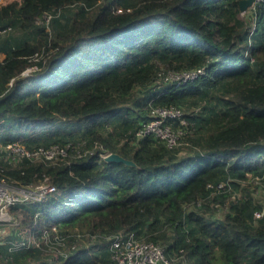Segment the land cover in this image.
I'll return each mask as SVG.
<instances>
[{"label": "trees", "instance_id": "trees-1", "mask_svg": "<svg viewBox=\"0 0 264 264\" xmlns=\"http://www.w3.org/2000/svg\"><path fill=\"white\" fill-rule=\"evenodd\" d=\"M239 6L240 0L0 3V28L31 37L0 36V145L92 148L53 164L0 158V179L28 186L48 176L56 186L41 202L10 207L19 229L33 231L40 244L15 248L21 237L10 236L0 244V264H109L104 236L118 231L158 243L171 261L186 253L189 264H264V213L254 217L264 203L250 193L231 198L247 173L264 179V0L252 11L251 35ZM44 11L58 13L48 29L39 21ZM198 67L205 72L184 84L157 74ZM153 105L182 109L191 153L179 154L184 144L167 148L151 134L136 136ZM107 152L135 164L106 161ZM220 181L230 192L210 194L207 185ZM217 202L229 206L224 218L200 214ZM53 225L60 233L100 236L60 253L43 241Z\"/></svg>", "mask_w": 264, "mask_h": 264}, {"label": "built area", "instance_id": "built-area-1", "mask_svg": "<svg viewBox=\"0 0 264 264\" xmlns=\"http://www.w3.org/2000/svg\"><path fill=\"white\" fill-rule=\"evenodd\" d=\"M261 1L263 0H253L250 6L251 11H255L256 4ZM57 14L54 11H44L39 21L48 25L51 19ZM204 72V68L198 67L181 70L169 69L166 71L161 69L157 74L164 81L184 84L194 80ZM187 129L188 121L184 118V113L181 108L173 105H153L149 107V119L136 130L135 134L138 137L151 134L155 138L163 141L167 148H174L186 143L184 139L189 133ZM100 146L97 143L93 144V148ZM91 149L86 148L84 142H80L78 146H73L69 143L64 146L51 144L47 147L40 146L34 150L25 148L19 142H10L4 146L7 155L10 156V163H17L21 158H27L30 161H43L46 164H53L71 152L75 157H79L83 154L91 153ZM107 153L101 155L104 157ZM207 186L211 187L210 194L221 191L230 192L231 190V186L227 181H220L216 184H208ZM55 190L56 186L49 181L48 176H45L41 182L28 186H15L4 178H1L0 228L4 225H12L14 221H17V216L13 215L9 210L11 206L41 202ZM231 195L232 199H235V196L233 194ZM263 213L264 208L261 211H255L254 217L260 218ZM54 229L55 226L53 225L51 230L45 229L43 231V241L47 244L49 250H56L60 253H64L67 248L75 249L77 244L86 237L90 240H95L100 236L99 234L78 230L60 233ZM104 238L109 252V264H174L165 255L163 247L152 240L137 236L133 231H118L110 233L104 236ZM31 244H40L33 231H30L26 237H22L14 243V247H29ZM63 248H66V250Z\"/></svg>", "mask_w": 264, "mask_h": 264}, {"label": "rangeland", "instance_id": "rangeland-1", "mask_svg": "<svg viewBox=\"0 0 264 264\" xmlns=\"http://www.w3.org/2000/svg\"><path fill=\"white\" fill-rule=\"evenodd\" d=\"M7 1H10V0H1L0 3H4ZM71 12H72V10H71ZM237 16L239 19L244 20L245 27H247V26L249 27V35H251L252 32L254 31V25L252 22L253 16H252L251 8L249 7L247 10H244V11L240 10V12L238 13ZM48 28H49V23L47 25V29ZM8 34L9 35L11 34L14 38H23V37H26L28 39L31 38L29 34L25 35V33H23L21 30H19V28H14V27L10 28V26L0 28V36L1 37L7 36ZM2 57H3V53L0 54V58H2ZM28 73H30V69H27L25 71V74H28ZM187 130H189V129H187ZM184 140L186 143L182 147V150L179 152L180 155H187V154L192 152V147L189 146V143H188V141H186V138ZM186 144H188V145H186ZM181 145H183V144H181ZM0 149H1L0 152L2 153V154L0 153V158L2 160H4L5 162H9L10 156L7 155V152L4 150V146L0 145ZM12 164L14 165V163H12ZM246 193H250L255 199H258L260 202L264 203V179H261V178L256 177V176H251L250 173H247V177L241 181L240 188L232 191V194L234 196H238L240 194H246ZM231 198H232V195H231ZM228 208H229V206L227 204H223L221 202L211 203L209 208H204V209L200 210V214L203 217H205L206 219H209V218L222 219V218H224V213H225V211L228 210ZM19 223H20V219H19V217H17V221H14V223L12 225H4L3 227L0 228V244L6 243L10 236H20L22 238V237L28 235V234H24V231L19 229ZM167 231H168V237L173 240V238L176 235L175 231L171 227H168ZM97 242H99V241H97ZM97 242H94V244ZM13 243H15V241ZM105 245H106V243H105ZM105 248L107 250L106 246H105ZM107 253H108V257H109L108 250H107ZM180 257H178V258L173 257L175 259L172 260V262L174 264H189L191 262V259L189 258L188 254H186V253Z\"/></svg>", "mask_w": 264, "mask_h": 264}, {"label": "water", "instance_id": "water-1", "mask_svg": "<svg viewBox=\"0 0 264 264\" xmlns=\"http://www.w3.org/2000/svg\"><path fill=\"white\" fill-rule=\"evenodd\" d=\"M253 0H240V10L244 11L247 10L251 5H252ZM104 159L106 161H123L127 164L134 165V161L131 159H127L120 155L119 153L116 152H108L105 156Z\"/></svg>", "mask_w": 264, "mask_h": 264}]
</instances>
